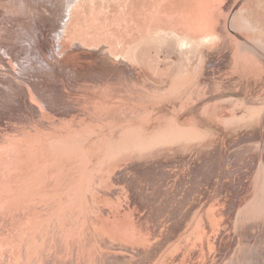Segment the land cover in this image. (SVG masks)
<instances>
[{"label": "rangeland", "instance_id": "1", "mask_svg": "<svg viewBox=\"0 0 264 264\" xmlns=\"http://www.w3.org/2000/svg\"><path fill=\"white\" fill-rule=\"evenodd\" d=\"M65 1L0 0V264H264V0Z\"/></svg>", "mask_w": 264, "mask_h": 264}, {"label": "bare ground", "instance_id": "2", "mask_svg": "<svg viewBox=\"0 0 264 264\" xmlns=\"http://www.w3.org/2000/svg\"><path fill=\"white\" fill-rule=\"evenodd\" d=\"M85 0H66L65 1V5L63 6V9H65L67 11V14L61 13V22L62 25H58V33L59 35H61V37L58 40L59 45L63 48V50L65 49V43L64 40L67 38V34L69 32V27L71 24V19H72V13L74 11V9L77 7L78 10H80L82 8V6L85 4L84 3ZM34 2H39V0H34ZM36 4V3H35ZM84 8V7H83ZM60 28V29H59ZM182 32V34L184 33L183 30L179 31ZM179 32L177 33L179 35V37L182 39V44H186V42L183 40V37L181 34H179ZM58 33H56V36L58 35ZM206 34V33H205ZM204 36H202V40L204 42H208L211 41L215 38L214 35L208 33ZM77 41V40H76ZM81 42V41H80ZM78 43V42H76ZM83 43V42H82ZM84 44V43H83ZM82 44V46L84 47V45ZM74 45V43L72 44ZM71 47V46H70ZM66 50V49H65Z\"/></svg>", "mask_w": 264, "mask_h": 264}]
</instances>
